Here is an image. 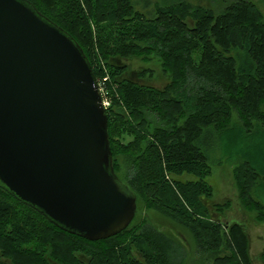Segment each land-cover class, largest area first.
<instances>
[{
  "label": "trees",
  "instance_id": "16d2710c",
  "mask_svg": "<svg viewBox=\"0 0 264 264\" xmlns=\"http://www.w3.org/2000/svg\"><path fill=\"white\" fill-rule=\"evenodd\" d=\"M30 1L77 40L97 81L108 76L113 166L137 201L187 228L200 251L216 253L213 264H250L242 224L224 223L222 231L212 217L206 177L216 161L208 138L225 135L241 202L264 220V20L257 5ZM149 56L170 78L163 88L124 76L129 66L123 59ZM120 157L127 164L123 175ZM186 174L195 178L176 176ZM135 217L120 233L89 240L61 229L0 185V264H185L179 241L145 219L134 224ZM225 239L231 253L220 255Z\"/></svg>",
  "mask_w": 264,
  "mask_h": 264
},
{
  "label": "water",
  "instance_id": "95a60500",
  "mask_svg": "<svg viewBox=\"0 0 264 264\" xmlns=\"http://www.w3.org/2000/svg\"><path fill=\"white\" fill-rule=\"evenodd\" d=\"M0 185L63 230L116 235L139 211L77 40L30 0H0Z\"/></svg>",
  "mask_w": 264,
  "mask_h": 264
},
{
  "label": "rangeland",
  "instance_id": "374dc122",
  "mask_svg": "<svg viewBox=\"0 0 264 264\" xmlns=\"http://www.w3.org/2000/svg\"><path fill=\"white\" fill-rule=\"evenodd\" d=\"M155 1V0H154ZM189 3L195 5H202L206 8H215V1L213 0H187ZM221 1V0H220ZM234 0H226L229 3ZM255 3L263 15L264 20V0H250ZM141 4V0H138ZM214 3V4H213ZM218 5V4H217ZM124 63L129 66L125 72V78L133 80L139 84L163 88L170 82V78L163 72L162 63L155 56H149L148 59L143 57H133L124 60ZM110 100V99H109ZM111 102V101H110ZM233 118L239 120L234 113ZM227 136H212L208 138V145L213 151L216 158L215 163H212L211 173L206 177L213 188V196L210 200H206L208 206L211 208L210 213L212 217L219 220L222 224V231L232 222H239L244 227L248 235V251L250 256V264H264V220L257 216L255 210H248L239 197V188L235 179V165L233 162L227 160V152L225 142ZM243 145V143H241ZM209 149V148H208ZM223 158V159H221ZM120 174H124L127 164L125 158L120 157ZM181 179H193L192 175H176ZM215 204H225L226 209L215 210ZM138 209L140 213L135 217L134 224H138L143 219L153 223L156 227L161 228L169 236L174 237L185 248L186 258L185 264H213L216 253L202 252L198 249L196 240L192 233L176 223L174 220L162 215L154 209L147 208L145 203L138 198ZM224 223L227 226H224ZM131 252L134 256L140 257L141 252L135 246L132 247ZM231 250L227 247L226 239L223 242L220 255L230 254ZM1 254V251H0Z\"/></svg>",
  "mask_w": 264,
  "mask_h": 264
},
{
  "label": "built area",
  "instance_id": "2783aa9c",
  "mask_svg": "<svg viewBox=\"0 0 264 264\" xmlns=\"http://www.w3.org/2000/svg\"><path fill=\"white\" fill-rule=\"evenodd\" d=\"M108 80V76H105L103 79L98 81L99 90L103 97V104L107 108L110 105V100L107 96L106 90V81Z\"/></svg>",
  "mask_w": 264,
  "mask_h": 264
},
{
  "label": "bare ground",
  "instance_id": "6f19581e",
  "mask_svg": "<svg viewBox=\"0 0 264 264\" xmlns=\"http://www.w3.org/2000/svg\"><path fill=\"white\" fill-rule=\"evenodd\" d=\"M98 82V81H97Z\"/></svg>",
  "mask_w": 264,
  "mask_h": 264
}]
</instances>
